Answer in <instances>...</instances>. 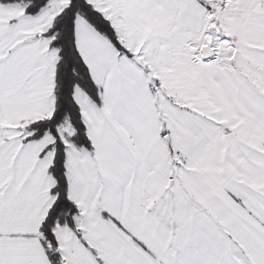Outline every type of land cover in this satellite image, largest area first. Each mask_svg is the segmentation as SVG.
Here are the masks:
<instances>
[{
  "label": "snow or ice",
  "instance_id": "obj_1",
  "mask_svg": "<svg viewBox=\"0 0 264 264\" xmlns=\"http://www.w3.org/2000/svg\"><path fill=\"white\" fill-rule=\"evenodd\" d=\"M0 264H264V0H0Z\"/></svg>",
  "mask_w": 264,
  "mask_h": 264
}]
</instances>
